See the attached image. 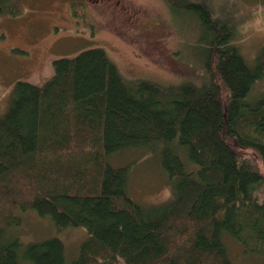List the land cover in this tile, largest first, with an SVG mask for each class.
<instances>
[{
  "label": "trees",
  "instance_id": "16d2710c",
  "mask_svg": "<svg viewBox=\"0 0 264 264\" xmlns=\"http://www.w3.org/2000/svg\"><path fill=\"white\" fill-rule=\"evenodd\" d=\"M168 2L201 26L199 83L126 78L100 47L56 58L42 84L14 83L0 117V264H231L225 232L264 254V198L255 196L264 172L237 155L251 149L264 164V90L250 96L264 50L249 63L205 3ZM23 10L22 0H0V15ZM142 145L156 147L172 185L161 204L134 201L128 166L105 160ZM16 207L86 229L70 263L58 236L26 243L19 257V239L4 237L20 222Z\"/></svg>",
  "mask_w": 264,
  "mask_h": 264
},
{
  "label": "rangeland",
  "instance_id": "374dc122",
  "mask_svg": "<svg viewBox=\"0 0 264 264\" xmlns=\"http://www.w3.org/2000/svg\"><path fill=\"white\" fill-rule=\"evenodd\" d=\"M22 2L24 10L20 15H0V117L7 109L16 80L42 84L53 75L56 58L73 56L91 47L103 48L126 78H149L168 85L184 81L199 83L206 74L201 59L195 56L200 53L199 45L194 42L198 41L201 28L198 20L191 13L169 5L168 0ZM77 2L82 5L76 11V5L72 7V4ZM200 2L216 17L230 23L235 35L233 41L252 63L257 52L264 50V0ZM216 75L215 81L220 84ZM263 90L264 76L252 88L250 96ZM243 150V153L237 151L238 157L249 162L252 159L255 168L264 172L263 161L252 155L251 149ZM62 155L60 164H67L65 154ZM105 160L112 166H128L127 193L134 201L150 206L172 196V185L160 165L156 147L125 148L110 153ZM86 167L89 166L82 165L79 169ZM88 175L93 177L91 172ZM255 196L258 200L264 198V185L255 189ZM13 214L20 217V222H9L4 237L19 239V257L26 243L58 236L70 263L87 235L81 226L58 228L50 217L41 216L33 209L16 207ZM183 236H175V242L181 243ZM222 240L231 264H264V254L246 251L229 233L225 232ZM19 264L28 263L21 259Z\"/></svg>",
  "mask_w": 264,
  "mask_h": 264
},
{
  "label": "bare ground",
  "instance_id": "6f19581e",
  "mask_svg": "<svg viewBox=\"0 0 264 264\" xmlns=\"http://www.w3.org/2000/svg\"><path fill=\"white\" fill-rule=\"evenodd\" d=\"M225 233H222V237L224 236ZM221 237V238H222ZM225 245V244H224ZM250 252V251H249ZM227 255L229 256L228 252H227ZM22 261H24V263H26V260L22 259Z\"/></svg>",
  "mask_w": 264,
  "mask_h": 264
}]
</instances>
